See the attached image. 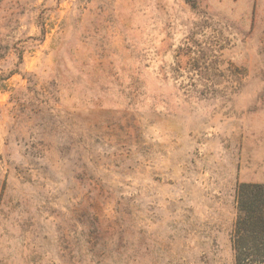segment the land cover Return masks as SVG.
<instances>
[{"label":"rangeland","instance_id":"1","mask_svg":"<svg viewBox=\"0 0 264 264\" xmlns=\"http://www.w3.org/2000/svg\"><path fill=\"white\" fill-rule=\"evenodd\" d=\"M264 184V0H0V264H237Z\"/></svg>","mask_w":264,"mask_h":264},{"label":"trees","instance_id":"2","mask_svg":"<svg viewBox=\"0 0 264 264\" xmlns=\"http://www.w3.org/2000/svg\"><path fill=\"white\" fill-rule=\"evenodd\" d=\"M233 238L237 264H264V184H241Z\"/></svg>","mask_w":264,"mask_h":264}]
</instances>
